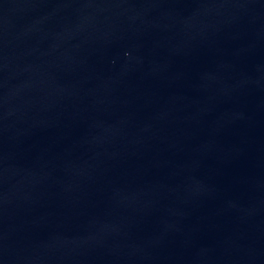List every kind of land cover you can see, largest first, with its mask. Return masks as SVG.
<instances>
[{"label": "water", "instance_id": "95a60500", "mask_svg": "<svg viewBox=\"0 0 264 264\" xmlns=\"http://www.w3.org/2000/svg\"><path fill=\"white\" fill-rule=\"evenodd\" d=\"M0 264H264V0H0Z\"/></svg>", "mask_w": 264, "mask_h": 264}]
</instances>
